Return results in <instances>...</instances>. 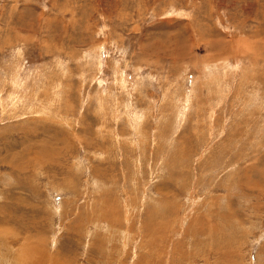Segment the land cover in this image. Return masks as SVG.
Listing matches in <instances>:
<instances>
[{"label":"rangeland","instance_id":"1","mask_svg":"<svg viewBox=\"0 0 264 264\" xmlns=\"http://www.w3.org/2000/svg\"><path fill=\"white\" fill-rule=\"evenodd\" d=\"M0 264H264V0H0Z\"/></svg>","mask_w":264,"mask_h":264},{"label":"bare ground","instance_id":"2","mask_svg":"<svg viewBox=\"0 0 264 264\" xmlns=\"http://www.w3.org/2000/svg\"><path fill=\"white\" fill-rule=\"evenodd\" d=\"M29 256H31V255H29ZM28 261H31V260H28ZM27 262V261H26ZM29 263V262H28ZM32 263V262H31Z\"/></svg>","mask_w":264,"mask_h":264}]
</instances>
